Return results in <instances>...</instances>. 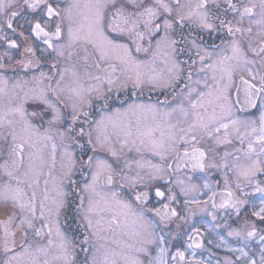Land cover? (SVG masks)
<instances>
[{
	"label": "snow or ice",
	"instance_id": "obj_1",
	"mask_svg": "<svg viewBox=\"0 0 264 264\" xmlns=\"http://www.w3.org/2000/svg\"><path fill=\"white\" fill-rule=\"evenodd\" d=\"M0 264H264V0H0Z\"/></svg>",
	"mask_w": 264,
	"mask_h": 264
}]
</instances>
